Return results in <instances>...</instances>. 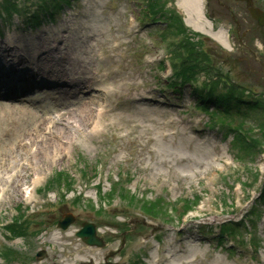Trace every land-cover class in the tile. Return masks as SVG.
I'll use <instances>...</instances> for the list:
<instances>
[{"label": "rangeland", "instance_id": "obj_1", "mask_svg": "<svg viewBox=\"0 0 264 264\" xmlns=\"http://www.w3.org/2000/svg\"><path fill=\"white\" fill-rule=\"evenodd\" d=\"M18 1L22 9L41 6V0ZM68 1H58L53 19L32 30L23 17L0 26V51L20 58L36 49L38 38L64 35L69 64L98 75L103 91L90 100L86 118L77 116L80 101L70 100L55 124L56 102L41 100V93L0 104V176L11 181L4 187L0 180V264H93L110 254L108 261L119 264H264V201L258 202L264 150L256 156L264 146V38L252 44L264 29L245 3L220 0L249 29L242 45L217 0L205 8L214 29L227 31L228 49L176 26L175 19L187 18L177 0H153L151 17L143 0ZM257 1L263 9L264 0ZM9 34L18 47L4 42ZM181 62L197 72L196 84L176 78ZM213 79L227 101L247 106L221 114L225 108L210 104L204 90ZM56 173L61 183H54ZM64 214L76 221L59 230ZM84 222L104 231L105 248L79 241ZM18 224L20 237L11 235ZM227 224L236 229L223 232Z\"/></svg>", "mask_w": 264, "mask_h": 264}, {"label": "bare ground", "instance_id": "obj_2", "mask_svg": "<svg viewBox=\"0 0 264 264\" xmlns=\"http://www.w3.org/2000/svg\"><path fill=\"white\" fill-rule=\"evenodd\" d=\"M177 1L179 6L183 8L185 14L187 15L185 21L189 26L193 27L194 30L198 32L211 36L216 41L221 43L224 47L228 49L231 48L230 39L228 38L227 32L222 28L218 29L217 31H214L211 22L204 16L203 0H177ZM7 40L9 41V43L16 45L14 37L11 34L8 35ZM39 42L40 45L39 48H37L39 49V54H38L39 58L37 60V62H39V71L47 80H50V78L52 79H56L58 77L61 78V83L57 84L61 92L59 93L60 98L62 100H69V99L72 100L73 98H75L77 95L76 93H74L73 95H69L73 93L74 87L80 88L81 89L80 91L85 92L84 96L87 93L90 94V95L88 94L86 97L83 96L79 100L80 105L78 107L80 108L78 110L81 109V111L77 113L78 114L77 116L79 118H86V116L88 115V112L86 111L88 110V106L91 105V102L92 104H94L93 101L90 100L95 99L97 96H99V94L102 95L103 93L102 90H99V92H97L96 89L94 91V89H92L91 87L93 86L94 82L97 81L95 74L93 73V75L90 76V74L88 73L89 69L87 67L83 70H80L76 65L69 64V60L67 57L69 52L67 49L66 52L59 49H56L55 52L51 50L53 48L58 47L57 45L62 43V39L59 40L39 39ZM49 42H53V43H49ZM0 55L7 56L5 52L0 53ZM13 57L14 56L12 55V59ZM61 57H64V60L69 65L67 68L59 66L58 60ZM78 61L81 62L82 60L78 59ZM85 100H89V102L85 104ZM73 103L74 104L77 103L76 99H73L71 105H74ZM98 111H104V108L99 109ZM63 116L64 115L61 113L57 114L52 120L53 124L59 123V121H61L62 119H58V118H61ZM67 127L69 126L67 125ZM76 128L77 127H75V129ZM63 134L64 132L61 129H59V135H63ZM0 180L3 182L1 184L4 185V187H7V182H11L9 180V177L5 179L4 177L0 176ZM29 197L31 198V196ZM156 256L157 255H154V253L152 254L153 258H155ZM167 256L169 257V255ZM183 259L184 258H182V260Z\"/></svg>", "mask_w": 264, "mask_h": 264}, {"label": "water", "instance_id": "obj_3", "mask_svg": "<svg viewBox=\"0 0 264 264\" xmlns=\"http://www.w3.org/2000/svg\"><path fill=\"white\" fill-rule=\"evenodd\" d=\"M250 14L253 19H256V21L260 26H264V13L260 12L257 9L252 8L250 9ZM74 221L75 219L72 215L66 214L64 215L63 219L58 222L57 227L65 230ZM77 237H79L86 245L91 247L103 248L106 245L104 240L96 235L95 226L93 224L84 223L83 228L77 233ZM103 264H116V263L106 262Z\"/></svg>", "mask_w": 264, "mask_h": 264}, {"label": "trees", "instance_id": "obj_4", "mask_svg": "<svg viewBox=\"0 0 264 264\" xmlns=\"http://www.w3.org/2000/svg\"><path fill=\"white\" fill-rule=\"evenodd\" d=\"M1 1H2V3H0V5L5 6V9H7V6H8L7 4L10 3V0H1ZM190 52L192 53L191 50H190ZM188 58H191V57L188 56ZM196 73L197 72L195 70L193 71V69H191L190 67L187 66V67L183 68L181 77L183 79H185V81H188L190 79H193V76H195ZM226 98H228L227 95H215V93L211 92L208 100L210 103L212 102L213 104H216V103L222 104L221 106H223L225 108V111L223 113L220 112L221 114L227 113V111H230L233 109H235V110L239 109L240 106H243V105L247 106V104H248V103H241L242 102L241 100L234 101V100L229 99V101H227ZM226 102H228V103H226ZM255 105H257V102ZM59 177H61V175H59ZM59 180H61V178H59L58 181ZM18 227H20V226H18ZM229 229L235 230L236 227L233 224H227L226 226L223 225V232H227V230H229ZM12 232L16 235L22 233V231H20V229L13 228V227H12Z\"/></svg>", "mask_w": 264, "mask_h": 264}, {"label": "flooded vegetation", "instance_id": "obj_5", "mask_svg": "<svg viewBox=\"0 0 264 264\" xmlns=\"http://www.w3.org/2000/svg\"><path fill=\"white\" fill-rule=\"evenodd\" d=\"M253 4H254V2H253ZM227 11L230 13L231 21H232L233 23L235 22V24H236L235 26L241 28V24H240L239 22H238L239 24H237L236 21H234L233 18H235V16H234L233 12H232L230 9L227 10ZM242 24L245 26V23H244V22H243ZM250 31H251V29H250Z\"/></svg>", "mask_w": 264, "mask_h": 264}]
</instances>
